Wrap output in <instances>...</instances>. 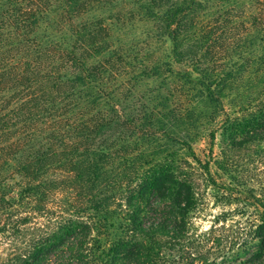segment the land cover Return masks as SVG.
<instances>
[{
  "label": "trees",
  "instance_id": "1",
  "mask_svg": "<svg viewBox=\"0 0 264 264\" xmlns=\"http://www.w3.org/2000/svg\"><path fill=\"white\" fill-rule=\"evenodd\" d=\"M220 114L223 167L264 142V0H0V264H173Z\"/></svg>",
  "mask_w": 264,
  "mask_h": 264
},
{
  "label": "rangeland",
  "instance_id": "2",
  "mask_svg": "<svg viewBox=\"0 0 264 264\" xmlns=\"http://www.w3.org/2000/svg\"><path fill=\"white\" fill-rule=\"evenodd\" d=\"M144 28L143 22H133L132 27L127 24L121 28V33L132 35ZM155 47L161 54L168 53L170 43L164 40ZM154 85L155 82H150L148 87ZM225 106L230 107L227 99ZM222 118L223 114H220L213 126L216 138L212 146L205 133L200 140L192 142V149L200 162L192 159V168L186 169L195 183L196 204L188 220L187 236L180 248L174 251L173 264H247L250 254L256 249L253 229L264 209V142L229 153L236 159L235 164L225 162L220 167L218 132ZM205 165L208 173L203 170ZM6 247L7 244H0V250Z\"/></svg>",
  "mask_w": 264,
  "mask_h": 264
}]
</instances>
